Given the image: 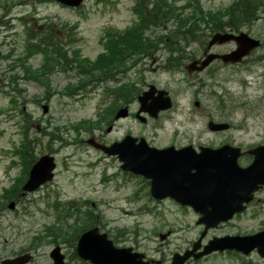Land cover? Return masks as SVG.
Returning <instances> with one entry per match:
<instances>
[{
	"label": "rangeland",
	"instance_id": "374dc122",
	"mask_svg": "<svg viewBox=\"0 0 264 264\" xmlns=\"http://www.w3.org/2000/svg\"><path fill=\"white\" fill-rule=\"evenodd\" d=\"M198 1L205 12H216L234 0ZM130 3L131 0H107L99 4L96 0H89L78 16L56 6L36 9L30 6H6L3 10L1 6L4 3L0 2V194L3 188L12 184L11 180L18 177L22 168L17 162L18 159H13L11 154L20 145L24 117H31L29 121L31 130L28 133L30 140H38L37 149L34 151V156L38 159L51 153L44 133L53 132L56 128H66L83 120H95L96 108L104 97L102 89L89 92L77 100L62 96L65 87L68 84L74 85L77 81L72 74L68 77L58 74L51 78V89L47 96L44 90L34 83L19 82V88L23 90L18 99H21L19 108L22 113L11 107L9 97L5 95L10 88L7 84L14 75H22L20 71L11 74L8 70L11 60L20 57L24 48L23 28L18 19L28 14H36L41 22L49 19L55 25L66 24L68 28L78 25L76 46L78 48L80 46L84 57L93 59L101 52V34L106 28L123 30L128 26L132 18L128 13ZM30 26L32 27L31 24ZM173 29L174 26L168 28ZM242 31L260 41L264 40V21ZM162 35H167V32ZM146 36L149 37L150 34ZM200 47V44H193L188 49L198 50ZM8 55H12V59L5 61L3 58ZM258 57L264 58V47L251 55L244 67L220 70V79L226 80L223 84L219 82L217 86L203 88L201 91L195 82L187 81L185 86L184 83H176L174 80L169 82L165 74L145 72L147 84L155 82L160 87L171 89L181 112L174 113L173 118L163 124V129L155 131L157 137L153 138L155 132L152 126H158L160 122L154 125L149 123L147 127L140 128L139 124L130 118L119 123L110 135L105 137L103 134L105 143L118 142L127 133L133 136L143 135L149 144L153 143L155 146L157 141H159L157 145L174 141L173 137L176 140L172 143L181 146L185 144L219 146L217 144L220 142L228 141L247 148L256 143L264 134V90L260 89L264 62H259ZM40 63V57H33L28 61L32 68L39 67ZM205 82L210 81L206 79ZM194 95L199 101V108L196 111L193 109ZM34 102L41 106L48 105V113L43 115L41 106ZM247 102L252 106V110L245 106ZM221 106L224 107L223 110ZM132 108L131 112H136L135 106ZM205 117L216 122L229 123L231 130L219 136L210 135L206 132L208 119ZM37 128L39 132L35 131ZM68 136L64 137L68 142L74 140L75 136L72 133ZM82 139L85 141L87 137ZM57 148L56 145L52 146L53 150ZM54 158L57 167L52 183L29 195L23 203L24 210L18 206L13 212L7 209L3 211L0 218V262L17 256L28 247L34 236L42 234L44 227L53 224L51 217L53 214L48 212L51 210L47 204L54 205L56 196L57 203L72 204L83 200L94 203L104 226L103 233L108 235L114 245L117 248H132L150 260L169 262L173 254H182L193 240H197L202 229L196 225L198 218L188 210L182 211L172 203L163 202L155 210L159 214L140 215L139 210L145 207L148 201L144 199V193L141 191L136 202H132L133 193L142 190L141 185L137 180L129 179L120 172V163L116 159L105 158L87 146L75 145L59 150ZM12 160L19 164L15 169H7ZM148 205L152 207L151 203ZM46 212L51 216L47 217ZM262 228L264 203L259 204L253 211L239 216L238 219L209 231L203 244L211 238L257 232ZM167 231H173L169 241L159 242L158 234ZM51 248L52 246L47 244L39 248L33 254L34 263L50 264L48 253ZM64 248L66 253L71 254L70 247ZM234 260L239 264L236 258L215 255L198 264H236ZM248 261L252 264H264L256 255L250 256ZM68 263L80 264L72 257Z\"/></svg>",
	"mask_w": 264,
	"mask_h": 264
},
{
	"label": "water",
	"instance_id": "95a60500",
	"mask_svg": "<svg viewBox=\"0 0 264 264\" xmlns=\"http://www.w3.org/2000/svg\"><path fill=\"white\" fill-rule=\"evenodd\" d=\"M254 44H252L253 46ZM245 47V46H244ZM116 153H118L120 155V151L117 150H113L112 154L115 155ZM124 161L127 163H125V166L123 168H126V165L129 167V169L133 172L136 173V170H132L131 168L135 169L136 166H140L143 167V169H147V168H151L152 164H155V160H145L143 161L135 152H126L123 156ZM179 162L178 163H174V165L177 164H182V161H184L183 159H177ZM131 167V168H130ZM53 169V165H52V160L49 158H42L37 165H35V167L33 168L31 174H30V180L27 183V185L25 186V190L27 191H32L33 189H35L38 185H40L43 182H46L48 180L51 179V175L49 174L50 171ZM215 184V181L211 178H207L203 185H209L211 186V188H207L205 187L204 189V199L209 202L210 204L213 203V196H212V192H213V186ZM174 187H180L181 185L179 183H175L173 184ZM175 195L177 198L181 199L183 202L187 203L188 198L184 197V191H179V190H175L174 191ZM196 193H199L198 191ZM218 200V199H216ZM218 202H221L220 206H217L216 208L218 209H223L224 205H223V201L222 199H219ZM89 239L86 238L85 241H88ZM264 243V242H263ZM104 245L107 246L108 251H107V255L106 257L103 259V264H131L133 261V258L131 256H129V251H114L111 248V244L110 243H104ZM255 242L250 240L247 243V246L245 248V253H248L250 250H252L255 247ZM86 256V254H85ZM83 258L84 255H82ZM19 261L16 262H6L4 264H17ZM22 264V263H19Z\"/></svg>",
	"mask_w": 264,
	"mask_h": 264
},
{
	"label": "trees",
	"instance_id": "16d2710c",
	"mask_svg": "<svg viewBox=\"0 0 264 264\" xmlns=\"http://www.w3.org/2000/svg\"><path fill=\"white\" fill-rule=\"evenodd\" d=\"M89 126H93V125H90V124H89Z\"/></svg>",
	"mask_w": 264,
	"mask_h": 264
}]
</instances>
